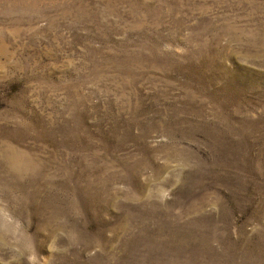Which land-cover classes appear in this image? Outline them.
<instances>
[{
    "label": "rangeland",
    "instance_id": "obj_1",
    "mask_svg": "<svg viewBox=\"0 0 264 264\" xmlns=\"http://www.w3.org/2000/svg\"><path fill=\"white\" fill-rule=\"evenodd\" d=\"M0 264H264V0H0Z\"/></svg>",
    "mask_w": 264,
    "mask_h": 264
}]
</instances>
